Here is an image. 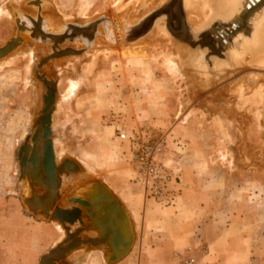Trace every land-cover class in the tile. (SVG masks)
Returning a JSON list of instances; mask_svg holds the SVG:
<instances>
[{
	"label": "rangeland",
	"instance_id": "1",
	"mask_svg": "<svg viewBox=\"0 0 264 264\" xmlns=\"http://www.w3.org/2000/svg\"><path fill=\"white\" fill-rule=\"evenodd\" d=\"M30 1L34 0H0V46L15 31L12 9L35 17L36 7L28 5ZM182 1L167 0L159 6V0H38L40 27L50 32H61L65 24L103 20L91 47L68 41L60 46L77 53L39 65L50 54L49 46L27 39L8 60H0V215L10 243L8 264H40L41 257L62 240L57 224L24 207L25 181L19 182V149L31 146L40 126L43 80L53 83L55 90L50 125L55 162L71 160L78 166L67 181L62 178L56 206L71 208L68 199L92 183L106 186L128 213L134 230L135 242L125 264H138L144 200L139 215L130 213L110 188L112 178L127 192L134 188L131 149L117 138L119 129L165 139L163 160L170 168L174 161L181 171L206 172L210 188L221 189L222 214L239 216L241 230L253 241L256 264H264V64L251 65L252 54L243 53L249 64L234 59L245 52L246 43L252 45L250 26L259 20L254 11L262 5L239 24L224 12L199 29L194 26L199 18L187 14ZM158 12L139 38L126 32ZM19 19L29 27L24 16ZM159 23L168 42L158 39ZM178 27L187 43L178 40ZM108 28L113 41L106 38ZM37 147L41 152L40 141ZM77 228L75 224L70 231ZM159 229L163 233L167 227ZM90 236L95 234L81 235ZM182 254L200 256L189 246ZM167 262L162 264H173L174 259ZM60 264L105 263L101 252L80 247Z\"/></svg>",
	"mask_w": 264,
	"mask_h": 264
},
{
	"label": "water",
	"instance_id": "2",
	"mask_svg": "<svg viewBox=\"0 0 264 264\" xmlns=\"http://www.w3.org/2000/svg\"><path fill=\"white\" fill-rule=\"evenodd\" d=\"M31 4L36 7L34 18L26 14H18L12 9L15 17V31L13 36L0 46V60L11 55L27 39L33 43L49 46L50 54L42 59L39 65L54 58L77 53L71 49L62 50L60 46L68 41L79 42L85 48H89L91 45L87 46L85 36H92L93 41L97 35V27L102 24L101 19L85 23L84 27L77 24H65L66 26L61 28V32H47L40 27L38 0L28 3V5ZM20 16H24L29 21V27L26 23L19 22ZM89 25L92 27L91 30ZM135 30L136 28L129 27L126 32L129 35L133 34L135 39L137 37ZM147 31L148 29H145L141 35ZM105 32L106 38L113 41L111 30L108 28L105 29ZM129 39L127 38V40ZM42 82L46 88L44 109L41 115L42 134L38 138L37 134L40 128H36L31 138V146H23L19 149V182L25 181L22 204L33 215L59 223L65 231V237L41 257L40 264H60L68 253L80 247L101 252L105 264H118L127 257L132 249L134 233L130 227L128 213L106 186L92 183L86 188L80 189L75 197L68 199L69 203L73 205L71 208L62 209L56 206L62 178L64 177L67 181L70 175L78 170V166L71 160L55 162L53 142L50 139L55 90L53 83L45 80ZM38 141L42 144L40 155L35 150ZM26 148H31L30 155ZM30 166L34 168L33 171L30 170ZM51 211L52 213H50ZM75 224H78V228L71 232L70 227ZM127 226L129 228H126ZM125 228L127 231L123 232ZM86 231L93 232L95 236L82 238L81 235Z\"/></svg>",
	"mask_w": 264,
	"mask_h": 264
},
{
	"label": "crops",
	"instance_id": "3",
	"mask_svg": "<svg viewBox=\"0 0 264 264\" xmlns=\"http://www.w3.org/2000/svg\"><path fill=\"white\" fill-rule=\"evenodd\" d=\"M168 173L166 191L156 200L146 198L135 184L130 193L119 181L108 179L110 188L130 213L139 215L140 200H144L138 264L168 263L172 258L175 262L187 256L182 254L187 246L199 250L197 264H256L251 253L253 241L241 230L242 220L231 212L222 214L221 189L210 188L209 175L197 169L181 171L174 161ZM6 226L0 215V264H8L10 259ZM164 227L165 232L159 233V228Z\"/></svg>",
	"mask_w": 264,
	"mask_h": 264
},
{
	"label": "bare ground",
	"instance_id": "4",
	"mask_svg": "<svg viewBox=\"0 0 264 264\" xmlns=\"http://www.w3.org/2000/svg\"><path fill=\"white\" fill-rule=\"evenodd\" d=\"M157 1V0H156ZM165 1H167V0H159V6H160V4L161 3H164ZM179 1H182V0H175V2H179ZM156 4V3H155ZM177 4V3H176ZM182 4L184 5V7H185V10L187 11L186 13L187 14H191V15H194V16H196V17H198L199 18V21L198 22H196V23H194V26L195 27H199V29H201V28H203V27H206V26H208L212 21H213V19H214V17L216 16V15H218V14H221V15H223V13L225 12H228V17L230 16V18H231V22H234L233 20H235L238 24L240 23V21H244V19H245V17H246V15L247 14H249L252 10H254L255 9V7H257V6H260V5H262V8L260 9V11L257 9V10H255L254 11V15H256V16H259L258 17V21H256V23L252 26H250V27H253V32L251 33V34H253V36L252 37H250V38H252V42H251V44L252 45H248L246 42V40H245V43H246V45H244V51L245 52H242V54L241 55H238V53H237V56L236 55H234V59H236V61H237V64H245V62L246 63H248L249 61L247 60V54H252V58H250V60H251V65L252 64H254V62H255V64H257V65H262V64H264V0H183L182 1ZM222 4H226V5H224V9H223V6H222ZM32 5V4H31ZM157 5V4H156ZM39 6V5H38ZM158 6V7H159ZM156 7V6H155ZM80 8H82V7H80ZM179 8V7H178ZM229 9V10H228ZM82 10H85V9H82ZM87 10V9H86ZM85 10V11H86ZM223 10V11H222ZM224 10H226V11H224ZM40 11V10H39ZM79 11H81V10H79ZM82 12V11H81ZM81 12H80V14H81ZM162 12V11H161ZM167 12V11H166ZM164 13V12H163ZM169 13V12H168ZM161 13H156L154 16H152V17H150L149 19H145V21H143V23H141V24H139V26L138 27H136V38L135 39H137V38H139L140 36H142L141 35V33L143 32V31H145V29H148L149 30V28H151V26L153 25V21H155V17H157L158 15H160ZM251 14V13H250ZM85 15H87V13L85 14ZM226 15V16H227ZM82 16V15H81ZM31 17V16H30ZM83 17L85 18V16L83 15ZM32 18V17H31ZM174 18V17H173ZM42 19H41V16H40V21H41ZM101 20H103V19H101ZM253 20V19H252ZM152 21V22H151ZM254 21V20H253ZM162 23V22H161ZM86 25V24H85ZM141 25V26H140ZM66 26V25H65ZM81 27H84V25L83 26H81ZM86 27V26H85ZM89 28H90V30L92 29V27H90V25H89ZM174 28V27H173ZM178 30L176 31V34H177V32H178V35H180V39H178L181 43H187L186 42V40H184V38L186 37V35H181V30L179 31V27L177 28ZM196 29V28H195ZM198 29V28H197ZM43 30H45V31H47V32H50V31H48L47 29H46V26H44V28H43ZM174 30V29H173ZM158 31V32H157ZM157 31H156V33H158L157 34V36H158V39L159 40H161V41H164V42H168L167 41V38H165L166 36H164V29H163V27H161V25H160V23H159V25H157ZM172 31V30H171ZM51 33H55V32H51ZM90 34V33H89ZM221 38L222 37H224L223 35H225L224 33H222L221 32ZM84 35V34H83ZM246 36H249V35H246ZM192 37V36H191ZM85 38H86V42H87V46H90L91 44H92V36H85ZM246 38V37H245ZM249 38V37H248ZM190 39V38H189ZM227 39V38H226ZM100 40V39H99ZM191 40V39H190ZM249 40V39H248ZM127 41H130V40H127ZM141 41V40H140ZM98 42V41H97ZM101 42V41H100ZM170 42V41H169ZM194 42V41H193ZM253 42H254V44H253ZM139 43H141V42H139ZM138 43V44H139ZM250 43V42H249ZM137 44V45H138ZM170 44V43H169ZM227 44V43H226ZM97 45V44H96ZM99 45V44H98ZM101 45V44H100ZM95 46V45H94ZM179 46V45H178ZM177 46V47H178ZM91 47V46H90ZM98 47V46H97ZM97 47H95V48H97ZM174 48V47H173ZM186 49V48H185ZM96 50V49H95ZM99 50V49H98ZM97 50V51H98ZM184 51V50H183ZM96 52V51H95ZM180 52V51H179ZM179 52H178V54H179ZM94 53V52H93ZM181 53V52H180ZM243 53H246V55L245 54H243ZM88 54V53H87ZM184 54H185V52H183V55H182V53L180 54V55H182V56H184ZM235 54V53H234ZM240 54V53H239ZM94 55H95V53H94ZM94 55H92V56H94ZM186 55V54H185ZM190 55V54H189ZM181 56V57H182ZM4 60H8V59H4ZM93 60V59H92ZM2 61H3V59H2ZM171 61H173V60H171ZM184 61V60H183ZM170 62V61H169ZM185 62H187V60L185 61ZM253 62V63H252ZM1 63V62H0ZM5 63H7L6 61H5ZM172 63V62H171ZM174 64V63H173ZM249 64V63H248ZM5 66V65H4ZM189 66V65H188ZM240 87V86H239ZM238 87V88H239ZM259 87V86H258ZM242 88V87H241ZM241 88L239 89V90H241ZM257 88V87H256ZM258 89V88H257ZM256 89V90H257ZM243 90V89H242ZM259 90V89H258ZM244 91V90H243ZM254 92H255V90H253ZM260 91V90H259ZM237 92V91H236ZM239 92H241V91H239ZM253 92V93H254ZM258 92V91H257ZM236 94V93H235ZM238 94V93H237ZM261 94V93H260ZM259 93H258V96L260 95ZM239 95V94H238ZM254 95H255V93H254ZM257 96V95H256ZM257 96V97H258ZM259 99H260V96H259ZM39 120V119H38ZM41 120H42V118H41ZM41 120H40V129H39V132L42 134V127H41ZM36 125H37V122H36ZM37 128H38V126H37ZM41 136V135H40ZM39 136V137H40ZM38 137V138H39ZM38 143V142H37ZM42 145V144H41ZM35 150H37L38 151V147H37V144H36V148H35ZM36 151V152H37ZM39 152V155H40V151H38ZM30 170L31 171H33L34 170V168L32 167V166H30ZM50 213H52V211L50 212ZM53 223H55V224H57V225H55V227L58 229V231L60 230V232H61V238L60 239H63V231H62V227H61V225H59V223H57V222H53ZM131 223V222H130ZM59 225V226H58ZM131 227V229H133L132 228V226H130ZM126 228H129V226H127ZM124 229V231L123 232H125V231H127V229ZM133 233H134V230H133ZM134 242H135V240H134ZM133 245H134V243H133ZM104 261V260H103Z\"/></svg>",
	"mask_w": 264,
	"mask_h": 264
},
{
	"label": "built area",
	"instance_id": "5",
	"mask_svg": "<svg viewBox=\"0 0 264 264\" xmlns=\"http://www.w3.org/2000/svg\"><path fill=\"white\" fill-rule=\"evenodd\" d=\"M117 138L127 142L131 149L130 166L134 173L133 183L139 187L146 198L159 199L167 188V174L170 165L163 160L166 141L154 138L148 132L141 135H129L125 129H119ZM173 264H197L192 255L179 257Z\"/></svg>",
	"mask_w": 264,
	"mask_h": 264
}]
</instances>
